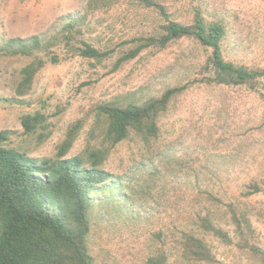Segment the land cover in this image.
I'll return each instance as SVG.
<instances>
[{"label":"rangeland","instance_id":"374dc122","mask_svg":"<svg viewBox=\"0 0 264 264\" xmlns=\"http://www.w3.org/2000/svg\"><path fill=\"white\" fill-rule=\"evenodd\" d=\"M154 1L169 20L181 24H190L195 11L205 22L221 21L227 28L223 57L264 68V0ZM71 21L75 26L62 31ZM163 22L158 10L136 0H0L3 145L38 161L54 158L69 128L80 120L67 156L84 154L87 146L101 143L98 129L91 134L103 125L94 113L98 105L139 103L200 79L210 50L191 38L143 50L114 67L130 39L157 32ZM35 37L39 42L32 46ZM81 40L109 50L110 56L77 55ZM30 65V81L23 82V69ZM35 112L49 123L41 143L21 125L23 116ZM159 125V137L149 146L135 136L112 147L104 144L102 167L108 177L93 189L89 210L87 245L94 264H143L156 253L165 256L164 264H262L264 77L255 88L191 82ZM198 215H206L231 242L198 228ZM188 233L204 241L213 261L182 251Z\"/></svg>","mask_w":264,"mask_h":264},{"label":"trees","instance_id":"16d2710c","mask_svg":"<svg viewBox=\"0 0 264 264\" xmlns=\"http://www.w3.org/2000/svg\"><path fill=\"white\" fill-rule=\"evenodd\" d=\"M136 1L158 10L164 16V22L157 32L130 39L131 46L116 58L114 67L135 58L143 50L161 49L173 40L191 38L210 50L201 67L200 79L167 88L159 96L139 103L98 105L94 113L97 119L103 120V125L93 128L91 134L98 129L101 143L97 147L87 146L84 154L67 156L82 127L80 120L69 128L55 157L39 161L23 151L4 146L7 135L0 131V264H94L87 245L89 210L93 189L108 177V172L102 167L108 150L104 144L112 147L135 136L143 146L151 145L159 137L160 117L191 82L255 88L257 81L264 77V68L251 69L223 57L222 44L227 28L221 21L205 22L200 12L195 11L190 24H181L169 20L163 7L154 0ZM74 24L75 21L68 22L62 31L72 29ZM31 41L35 46L39 39L35 37ZM76 54L100 60L109 57L110 51H100L81 40ZM32 70V65L23 69V82L30 81ZM21 125L24 132L36 133L37 143L49 135V123L41 112L23 116ZM228 206L231 220L237 223L232 205ZM198 216V228L209 231L226 243L231 242L227 233L212 224L206 215ZM243 221L249 230L248 221ZM183 240L181 249L186 255L196 260H214L198 236L188 233ZM261 260L264 264V258ZM164 262L165 256L156 253L149 255L143 264Z\"/></svg>","mask_w":264,"mask_h":264}]
</instances>
